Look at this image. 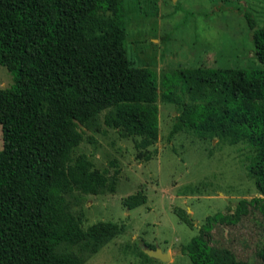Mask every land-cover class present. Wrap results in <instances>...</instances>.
I'll use <instances>...</instances> for the list:
<instances>
[{"label": "trees", "instance_id": "1", "mask_svg": "<svg viewBox=\"0 0 264 264\" xmlns=\"http://www.w3.org/2000/svg\"><path fill=\"white\" fill-rule=\"evenodd\" d=\"M125 15L124 0H0V67L13 80L0 88V264H85L124 232L113 222L82 227L83 198L114 193L115 177L75 149L78 125L97 130L101 119L136 138L139 152L158 140L156 75L128 58ZM244 16L257 67L181 70L190 102L166 94L179 109L171 137L190 130L254 153L259 196L207 216L181 248L190 264H264V25ZM146 201L139 191L122 204ZM173 212L193 229L185 210Z\"/></svg>", "mask_w": 264, "mask_h": 264}, {"label": "rangeland", "instance_id": "2", "mask_svg": "<svg viewBox=\"0 0 264 264\" xmlns=\"http://www.w3.org/2000/svg\"><path fill=\"white\" fill-rule=\"evenodd\" d=\"M124 6L128 58L156 75L159 135L139 152L136 138L121 137L102 119L97 130L78 125L83 140L75 155L86 154L97 170L115 177L114 193L83 198L82 227L124 225V232L85 264H190L181 248L207 216L231 212L239 200L259 196L248 173L254 153L246 142L230 145L190 130L171 137L179 109L166 94L169 89L190 102L177 79L181 70L257 67L244 14L250 13L256 28L263 26L264 0H124ZM12 85V76L0 67V88ZM147 153L149 160L144 159ZM139 191L146 203L125 208L122 200ZM174 208L189 214L193 229L179 221ZM144 244L170 253L171 259L143 257L139 248Z\"/></svg>", "mask_w": 264, "mask_h": 264}, {"label": "water", "instance_id": "3", "mask_svg": "<svg viewBox=\"0 0 264 264\" xmlns=\"http://www.w3.org/2000/svg\"><path fill=\"white\" fill-rule=\"evenodd\" d=\"M141 250L147 257L151 259L159 260L161 262H166L167 260L170 259V253L168 252L164 253L159 248L148 249L146 247H141Z\"/></svg>", "mask_w": 264, "mask_h": 264}, {"label": "crops", "instance_id": "4", "mask_svg": "<svg viewBox=\"0 0 264 264\" xmlns=\"http://www.w3.org/2000/svg\"><path fill=\"white\" fill-rule=\"evenodd\" d=\"M170 259H171V255H170Z\"/></svg>", "mask_w": 264, "mask_h": 264}]
</instances>
